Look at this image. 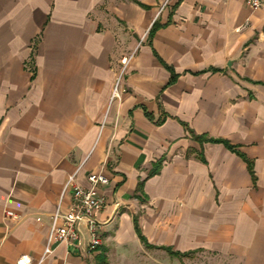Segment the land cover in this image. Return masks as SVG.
<instances>
[{"label": "crops", "instance_id": "1", "mask_svg": "<svg viewBox=\"0 0 264 264\" xmlns=\"http://www.w3.org/2000/svg\"><path fill=\"white\" fill-rule=\"evenodd\" d=\"M93 172L109 178L102 245L50 242L69 178ZM139 250L264 264V8L0 0V264Z\"/></svg>", "mask_w": 264, "mask_h": 264}, {"label": "built area", "instance_id": "2", "mask_svg": "<svg viewBox=\"0 0 264 264\" xmlns=\"http://www.w3.org/2000/svg\"><path fill=\"white\" fill-rule=\"evenodd\" d=\"M253 10L264 8V0H246ZM90 186L84 187L70 177L71 202L66 213L60 210L52 216L51 242H67L70 245L83 244L87 234V253L94 254L102 245L104 224L99 221L98 214L107 206L108 200L102 187L109 184V178L102 172H93L88 176ZM10 215L12 213H9ZM18 264H32L31 259L22 257Z\"/></svg>", "mask_w": 264, "mask_h": 264}, {"label": "rangeland", "instance_id": "3", "mask_svg": "<svg viewBox=\"0 0 264 264\" xmlns=\"http://www.w3.org/2000/svg\"><path fill=\"white\" fill-rule=\"evenodd\" d=\"M152 253V264H223L222 261L218 260L214 255L205 252H198L187 258L180 259V263L170 255L161 256L159 255L160 253L156 255L154 251ZM147 258H149V255H147L144 250H139L135 253V264H146Z\"/></svg>", "mask_w": 264, "mask_h": 264}, {"label": "trees", "instance_id": "4", "mask_svg": "<svg viewBox=\"0 0 264 264\" xmlns=\"http://www.w3.org/2000/svg\"><path fill=\"white\" fill-rule=\"evenodd\" d=\"M157 27H158V24L155 22V23L153 24L152 28H151V34L157 29ZM135 229H136V231H137V234L139 235V237H140L141 240L143 241V243H145V245L148 246V242H147L146 238L143 236V234H142V232H141V230H140V228H139V225H138V222H137L136 219H135Z\"/></svg>", "mask_w": 264, "mask_h": 264}]
</instances>
